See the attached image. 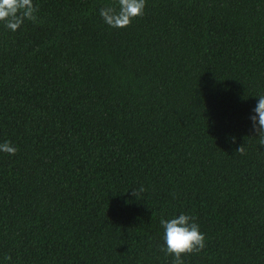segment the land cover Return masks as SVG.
Wrapping results in <instances>:
<instances>
[{"label": "trees", "instance_id": "trees-1", "mask_svg": "<svg viewBox=\"0 0 264 264\" xmlns=\"http://www.w3.org/2000/svg\"><path fill=\"white\" fill-rule=\"evenodd\" d=\"M34 3L0 24V259L174 264L159 221L184 212L183 264H264V0H146L124 29L116 0Z\"/></svg>", "mask_w": 264, "mask_h": 264}, {"label": "clouds", "instance_id": "clouds-1", "mask_svg": "<svg viewBox=\"0 0 264 264\" xmlns=\"http://www.w3.org/2000/svg\"><path fill=\"white\" fill-rule=\"evenodd\" d=\"M146 0H116V4L99 10V16L109 28L124 29L131 22L144 15ZM34 0H0V24L10 31H17L26 21L36 23L38 17ZM255 106L250 110L248 120L251 132L264 146V94L256 96ZM235 138L233 137V140ZM17 147L8 140L0 142V153L15 155ZM243 151V146L237 149ZM162 250L173 257L174 264H183V256L199 253L206 246L204 233L195 217L180 212L171 218H161ZM11 261L5 255L0 264Z\"/></svg>", "mask_w": 264, "mask_h": 264}]
</instances>
